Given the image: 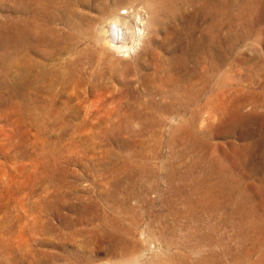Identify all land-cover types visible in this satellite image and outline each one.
<instances>
[{
    "label": "rangeland",
    "instance_id": "obj_1",
    "mask_svg": "<svg viewBox=\"0 0 264 264\" xmlns=\"http://www.w3.org/2000/svg\"><path fill=\"white\" fill-rule=\"evenodd\" d=\"M218 1L227 15V24L218 31L219 36L225 39L224 51L231 52L225 67L219 73L224 74L225 78L218 76L219 79L217 77L214 82L215 88H206L203 83L200 84L205 92L201 101V117L180 133L175 131L178 123L173 117L167 118L165 127L157 132L140 131L142 120L132 117L108 119L95 113L93 110L96 107L93 109L89 101L83 105L74 101L72 106L85 105V109L78 114L73 112L66 113L64 117L59 116L56 108L65 106L55 104L49 97L44 96L38 100L33 94L27 96L18 60L14 59L16 63L8 65L9 59L5 61L1 56L0 204L14 206L16 200L21 198L25 209L23 222L26 223L23 235L27 238L21 249L22 253L25 251V257L20 258V261H17L13 249L9 250L0 241V251L13 254H7L10 261L8 259L5 264L121 263L124 258L118 253L120 244L113 238H95L91 235L90 238L96 241L85 248L82 237L74 234L70 236L72 229L64 226L70 219L97 212L101 203L110 214L109 209L115 202L109 203V198L115 196L122 199L124 194H131L129 206L140 214L137 241L145 249L142 254L137 253V257L128 256L125 262L158 264L162 255L167 253L163 248L166 241L160 235L159 226L151 215L185 208L177 198L171 200V186L165 174L169 170L167 166L175 164L184 168L194 163L200 154L198 148L204 149L201 166L205 168L210 181L216 180L218 183V179L225 178L228 181L230 179L231 183L227 185L223 182L216 192L206 190L201 194L202 206L208 209L207 213H217L216 221L212 222H216L219 228L222 227L217 233L218 242H230L233 257L239 259L240 264H264V0H231L227 5L224 0ZM100 4L101 1L95 3L96 6ZM96 8L93 10L82 6L79 9L85 14L99 15ZM19 10V0H1L0 29L13 18V21L19 20L22 17ZM188 11L192 14L193 8ZM173 25L172 21L164 19L162 24H154L151 32H146L151 37L148 43L150 50L165 52L161 45L167 35L173 34ZM57 26L65 28L64 24ZM205 29L206 24L202 22L200 33H204ZM239 35L250 37L239 40ZM69 57H72L71 53L64 55V58ZM38 58L42 62L46 61L45 67L49 69L61 62L60 56L55 57L59 59L56 63L52 56ZM91 71L92 65L84 66L87 81L84 88L80 89L92 99L95 89L114 80L110 75L104 79L92 78ZM135 85L141 90L138 82ZM98 104L99 107L103 106L102 102ZM180 118L182 123H193L190 114ZM119 123L122 124L121 129L117 128ZM188 144L197 149L189 150L186 148ZM128 159L140 166H152L158 174H154L153 178H146L143 183L142 180L133 182L130 179H117L118 175L111 171V166L114 163L123 165ZM153 185L158 188L153 189ZM229 197L236 198L237 203H246L250 220L248 225H243V229L237 223H246L242 222L246 213L236 222V216L233 219L228 210L242 211L228 207L232 205L229 204ZM199 198L200 195H196V200ZM215 205L224 207L213 209L212 206ZM4 215V210H0V240L4 229L9 228L5 230L8 231L14 228L8 225L9 222H3L2 225ZM102 223L97 219L88 223H76L71 228H93ZM189 225L190 223H186L183 230L185 227L191 228ZM192 244H195L193 239ZM220 246L218 244V250H221ZM201 250L205 252L207 248H190L183 252L195 257Z\"/></svg>",
    "mask_w": 264,
    "mask_h": 264
},
{
    "label": "bare ground",
    "instance_id": "obj_2",
    "mask_svg": "<svg viewBox=\"0 0 264 264\" xmlns=\"http://www.w3.org/2000/svg\"><path fill=\"white\" fill-rule=\"evenodd\" d=\"M98 1H101L100 6L95 5ZM219 2L218 0H19L22 17L16 21H13V18L0 29V58L2 56L5 61L9 59L8 65H11L14 59L18 60L22 70L24 93L27 96L33 94L38 100L45 96L49 97V100L50 98L54 100L55 104L64 105L65 108L60 106L56 108V114L59 116L64 117L66 113L73 112L78 114L85 105L72 106V103L79 101V104L83 105L89 101L93 109L96 107L93 110L95 113L108 119L132 117L142 120L140 131L157 132L165 127L167 118L173 117L178 123L175 131L180 133L201 117L203 109L201 101L205 92L200 84L203 83L206 88H215V79L218 76L224 77V74L219 75V73L225 67L231 52L224 51L225 39L221 38L218 32L227 24L225 21L227 15ZM224 2L227 5L231 0ZM82 6L91 7L93 10L97 7L99 15L85 14L79 9ZM189 8H193L192 14L189 13ZM164 19L172 21L174 30L172 35L166 36L161 45L165 52L160 53L149 49L150 35H146V32L150 31L154 24H162ZM202 22L206 24L204 33H200ZM59 24H64L65 28H58ZM249 37L250 35H239L238 39L247 40ZM231 47L233 48V45ZM67 53H71L72 57L64 58ZM45 55L54 58L60 56L61 62L49 69L45 67L46 61L42 62L38 58ZM145 56L150 58L147 59ZM122 57H131V59ZM57 60L59 59L55 58V63ZM87 64L93 67L90 75L92 78L104 79L105 76L110 75L114 80L95 89L92 99L80 89L87 81L84 72V66ZM136 82L140 84L142 91L138 90ZM99 102L103 103L102 107H99ZM186 114H190L193 123L189 125L182 123L180 117ZM121 125L119 123L117 128L121 129ZM186 148L197 149L189 144ZM198 149L200 154L194 163L184 168L175 164L167 166L169 170L165 174L171 186V200L177 198L176 200L183 203L185 208L151 215L159 226L160 235L166 241L163 248L167 253L162 255L158 264H240V260L233 257L230 242H218L217 233L222 227L219 228L216 222H212L216 221V212L212 210L213 212L207 213L208 209L202 206L201 201L203 192L205 193L206 190L216 192L223 182L230 185V179L229 181L225 178L218 179V183L215 182L216 180L210 181L205 168L201 166L204 149ZM125 162L123 165L114 163L111 166V171L118 175L117 179H130L133 182L142 180L143 183L146 178H153L158 174L156 168L152 166H140L129 159ZM152 188L158 186L153 185ZM232 192L235 193L233 189ZM124 195L122 199L115 196L109 198V203L115 202L109 209L110 214L101 203L97 212L94 211L95 213L89 216L81 215L78 219H70L64 226L72 229L70 236L74 234L82 237L85 248L86 245L96 241L90 238L91 235L95 238H98L96 236L113 238L120 244L119 256L124 258L119 264H126L125 260L128 256L137 257L145 250L137 241L141 224L140 214L134 207L129 206L131 194ZM196 195H200L199 200H196ZM163 196L170 200L167 195ZM20 200H16L14 206L0 204V210H4L5 213L4 218L1 219L2 225L3 222H9L8 225L14 227L8 231L5 230L9 228L2 229L4 233L0 241L6 244L9 250L13 249L17 261L25 257V251L22 253L21 249L26 238L23 235V229L26 228L24 227L26 223L23 222L25 209ZM230 200L229 204L232 205H228L229 208L232 210L238 208L242 211L228 210L233 219L236 216V222L246 213L245 217H242V222L246 221V223L238 222L237 225H240V228L248 225L250 214L246 203H237L236 198ZM217 207L220 209L224 206H212L213 209ZM97 219L103 221L99 226L71 228L76 223H88ZM186 223H190L191 228L185 227L183 230ZM192 239L195 241L194 245ZM26 242L28 243V240ZM218 244L221 245L220 251ZM199 247L207 250L205 252L201 250L195 257L183 252ZM3 251H0L2 259L0 264L7 263L9 259L6 256L10 252ZM86 260L89 263L88 259Z\"/></svg>",
    "mask_w": 264,
    "mask_h": 264
}]
</instances>
